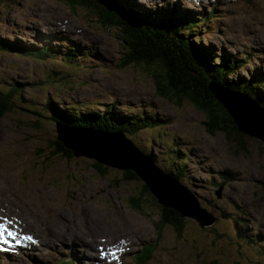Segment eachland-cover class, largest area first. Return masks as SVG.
I'll return each instance as SVG.
<instances>
[{"label":"rangeland","instance_id":"1","mask_svg":"<svg viewBox=\"0 0 264 264\" xmlns=\"http://www.w3.org/2000/svg\"><path fill=\"white\" fill-rule=\"evenodd\" d=\"M201 1L126 0L124 7L156 10L177 3L202 20L200 48L245 58L248 66L240 69L243 75L264 67V0ZM74 2L4 1L0 36L35 49L44 45L37 36L53 33L54 40H48L57 45L58 58L37 60L15 52L0 53V78L5 80L0 89L25 84L20 102L41 113L48 97L93 107L118 101L131 106L133 112L155 110L167 117L172 124L162 131L161 140L158 129H142L133 140L154 156L178 145L177 154L182 157L185 153L188 160L185 181L177 179L218 218L201 228L196 219L184 216L185 230L177 234L171 224L160 221L159 207L165 206L145 193L144 187L150 192L151 187L132 168L124 170L134 172L137 180L125 181L122 170L107 167L102 176L93 166L94 158L75 157L80 146L70 149L66 144L65 153L55 152V122L44 116L40 124H30L33 114L18 109L0 118V222L20 227L22 241H13L11 246L7 241L9 247L0 248V264H54L68 258H72L71 264H134L136 256L150 245L154 250L144 264H204L211 260H215L213 264H264V123L259 115L254 119L248 112L234 110L260 136L233 135L234 141L225 131H207L202 124L204 114L189 100L169 101L157 94L150 68L137 64L120 68L125 49L115 29L102 26L97 19H85L86 9ZM63 34H68L67 43L60 42ZM68 36L78 41L81 54L89 53L86 62L72 66L63 60L73 42ZM92 62L100 66L88 68ZM47 75L58 82L59 76L69 75L71 86L47 87L41 84ZM224 89L232 95L243 94L227 85ZM97 144L102 143L82 147ZM162 154L155 160L165 168ZM222 173L234 177L221 183ZM136 197L140 200L135 208L129 198ZM246 233L257 241L251 244L241 239ZM88 245L93 246L92 251Z\"/></svg>","mask_w":264,"mask_h":264},{"label":"trees","instance_id":"2","mask_svg":"<svg viewBox=\"0 0 264 264\" xmlns=\"http://www.w3.org/2000/svg\"><path fill=\"white\" fill-rule=\"evenodd\" d=\"M4 1L0 0V9L4 6ZM71 1H75V4L86 9L85 19L91 22L97 19L102 26L115 29L125 49L123 59H120L118 65L120 68L132 64L150 68L151 78L155 84L157 94L169 101L181 98L189 100L196 109L204 114L202 124L207 131L211 133L225 131L231 140H234L232 138L233 135H242L233 119L228 115L222 102L211 92L210 86L212 83L224 87L227 85L234 91L247 94L264 107V67H255L252 71L247 70V74L243 75L240 73V69L248 66V61L245 58L235 57L234 55L231 57L226 53L218 54L210 47H205V50L200 48L198 43L203 36L199 34L202 20H200L198 14L187 9H181L178 5L161 9L157 8L156 10H138L130 7L131 9L129 8L130 10H128L125 7L124 9L121 8L120 0ZM209 13L204 17H208ZM48 38L51 41L54 40L53 35H44V45L34 49L26 45L25 42L15 38L9 39L0 36V53L11 54L15 52L37 60L56 59L58 58L57 45L50 44ZM60 42L67 43L68 40L62 37ZM78 46V42H72L71 45H68L69 56L66 55L63 58V60L70 62L72 66L76 65L75 63H84L87 57L90 58L88 52L81 54ZM88 68L92 67L89 66ZM53 73L55 72L53 71ZM47 76L49 78L44 77L41 83L46 84L47 87L60 84H63L64 87L71 86V77L69 75L59 76V82L53 77ZM76 79L82 78L77 77ZM1 81L5 80L0 78V85H4V82ZM24 89L25 84L21 86L15 84L7 90L0 89V118L21 109L33 114L34 118L30 124L38 125L42 122L40 118L46 116L54 121L55 124L60 122L64 123V126L69 124V126L93 127L108 133L120 128L132 139L142 129L154 130L170 124V120L167 117L158 114L154 109L150 113L133 112L131 106L129 107L128 104L119 103L118 101L100 103L101 107H93L85 102H82L81 105L79 103H66L62 100L56 101L47 97L46 102L40 108L43 110V113H41L36 108L34 110L25 108L20 102V99L23 98ZM17 95L20 97L17 98ZM122 109L127 112V116L120 120ZM236 140L238 139L236 138ZM54 145L57 146L54 149L55 152H66L63 142L56 139L54 140ZM178 149L174 144L167 152L165 151L163 154L157 153L156 156L147 150L145 152L149 153L155 162L157 156L164 155L163 163L166 164V167L164 168V166L159 164H156V166H159L163 171L172 173L181 181H185L184 169L188 159L185 153L180 157L177 154ZM70 154L72 155V153ZM93 166L100 175L104 176L106 174L108 166L99 162H94ZM123 174L125 181L137 180V175L132 171H124ZM219 177L221 179L220 182L224 183L230 182L234 176L232 173L226 176L222 173ZM144 191L152 199L155 198L147 187H144ZM136 198L133 200L129 198V204L135 208L139 206L140 200L139 197ZM159 210L162 223L171 224L179 235L185 230L186 219L180 211L175 208L162 206L159 207ZM249 235L246 233L241 239H248L251 244L257 241L256 239L253 240ZM153 250V245L145 246L141 253L136 256L134 264H144L150 258ZM71 263L72 258L54 262V264ZM213 263H215V260L206 261L204 264Z\"/></svg>","mask_w":264,"mask_h":264},{"label":"water","instance_id":"3","mask_svg":"<svg viewBox=\"0 0 264 264\" xmlns=\"http://www.w3.org/2000/svg\"><path fill=\"white\" fill-rule=\"evenodd\" d=\"M222 87L212 83L210 90L224 104L228 115L237 125L238 131L260 136L246 124L244 125L241 116L234 110L239 109L248 112L254 119L259 115L260 120L264 123V109L247 94L232 92L236 94L232 95ZM62 125L64 123L55 124L57 140L59 138L65 140L61 142L65 146L66 144L69 145L70 149L80 146L74 151L75 157L80 155L92 157L95 162L122 171L132 168L147 181L152 194L158 198L160 204L164 205L165 208L179 210L183 216L196 219L201 228L211 225L217 220V216L201 206L198 196L187 185L180 182L172 173L159 170L152 156L141 149L127 134L123 132L120 134L108 133L102 130L95 132L93 127L69 126V124L62 127ZM92 143L102 144L89 148L82 147V145L90 146ZM218 197L220 196L218 195Z\"/></svg>","mask_w":264,"mask_h":264},{"label":"bare ground","instance_id":"4","mask_svg":"<svg viewBox=\"0 0 264 264\" xmlns=\"http://www.w3.org/2000/svg\"><path fill=\"white\" fill-rule=\"evenodd\" d=\"M204 2H206V0H203V1H201V4L202 3H204ZM210 3H211V1H210ZM134 4V3H133ZM188 4H189V2L188 3H186V4H184L186 7H188ZM127 4H126V0H122L121 1V8L122 9H124V6H126ZM153 5V4H152ZM176 5H178L177 3H176ZM200 4L198 3V6H199ZM184 6V7H185ZM198 6H196V7H198ZM130 7V6H129ZM195 7V8H196ZM126 8V7H125ZM128 10H130L129 8H127ZM119 11H121V12H123V13H126V12H124V11H122V10H119ZM196 12H200V10L199 9H196L195 10ZM4 16V15H3ZM7 21V20H6ZM223 21V20H222ZM73 25V24H72ZM46 26V25H45ZM45 35H53V37H54V34L53 33H46ZM68 34H63V37H65L66 38V36H67ZM43 36V37H42ZM70 39H71V36H68ZM81 37V36H80ZM36 38H38V39H40L41 41H43L42 43H45L44 42V35H41V36H37ZM73 42H78L77 40H75V39H71ZM48 45H49V43H48ZM38 47H42V46H39L38 45ZM220 48V47H219ZM251 48V47H250ZM56 52H57V50H56ZM60 56V55H59ZM69 56V55H68ZM92 68H93V66H100V64L99 63H93L92 62ZM86 100V99H85ZM257 103H259V105H260V107H262L263 109H264V107L262 106V104L260 103V102H258L257 101ZM223 104V103H222ZM223 106H224V104H223ZM126 116H127V112L126 111H124L123 109H122V115L120 116V120H123L124 118H126ZM56 124H58L59 125V123L57 122ZM61 125V124H60ZM62 127H65L64 125H62ZM95 129V131H97V132H100L101 130H97V128H94ZM116 134H120V133H122L123 131H122V129H117V130H115L114 131ZM124 133V132H123ZM242 133V135H241V137H243L244 135H247V133H245V132H241ZM237 138V137H236ZM237 139H239V138H237ZM92 158V157H91ZM159 170H161V171H163L159 166H156ZM6 206H7V204H6ZM9 206V205H8ZM11 210V209H10ZM6 212V211H5ZM11 213H12V211H11ZM84 222V221H83ZM88 223V222H87ZM93 223V222H92ZM95 224V223H94ZM12 227L14 228H11L10 227V230L15 234V239L13 238V237H11V236H6L5 237V239H4V241L3 242H0V248L1 247H5L6 249H7V247H9L6 243H5V240H7V241H10L9 243H10V245H12L13 243H11V242H15V241H17V240H21L22 239V237H21V235H20V227H19V229L18 228H16V224H13L12 225ZM25 230V229H24ZM87 234V233H86ZM37 236V235H36ZM39 236V235H38ZM37 236V237H38ZM119 236V235H118ZM131 236V235H130ZM40 237H38V240L40 241V242H42V243H44L45 241H43L42 239V236H41V238L42 239H39ZM45 239V238H44ZM84 239V238H83ZM117 239V238H116ZM22 241V240H21ZM120 241V240H119ZM26 242V241H25ZM91 243V242H90ZM92 244H93V242H92ZM16 245V244H15ZM130 246V245H129ZM23 247V246H22ZM88 249L90 250V251H92L93 250V246H91V245H88ZM24 250H25V248H24ZM12 251V250H11ZM87 254V253H86ZM98 256V255H97Z\"/></svg>","mask_w":264,"mask_h":264},{"label":"snow or ice","instance_id":"5","mask_svg":"<svg viewBox=\"0 0 264 264\" xmlns=\"http://www.w3.org/2000/svg\"><path fill=\"white\" fill-rule=\"evenodd\" d=\"M9 225L10 221L0 222V240H4L6 236H11L15 239V234L10 230ZM5 242L7 241L5 240Z\"/></svg>","mask_w":264,"mask_h":264},{"label":"clouds","instance_id":"6","mask_svg":"<svg viewBox=\"0 0 264 264\" xmlns=\"http://www.w3.org/2000/svg\"><path fill=\"white\" fill-rule=\"evenodd\" d=\"M167 126H169V125H167ZM167 126H164V128H166ZM125 133V132H124ZM126 134V133H125ZM128 136V135H127ZM149 154V153H148Z\"/></svg>","mask_w":264,"mask_h":264}]
</instances>
